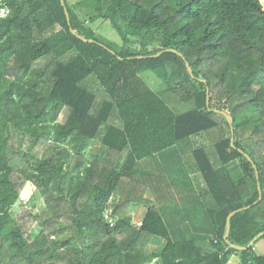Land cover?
Returning <instances> with one entry per match:
<instances>
[{
  "label": "trees",
  "instance_id": "trees-1",
  "mask_svg": "<svg viewBox=\"0 0 264 264\" xmlns=\"http://www.w3.org/2000/svg\"><path fill=\"white\" fill-rule=\"evenodd\" d=\"M63 1L6 0L1 11L0 264H228L234 255L264 264L255 250L264 235L245 250L224 240L229 215L248 206L231 219L229 241L248 247L264 232V0H94L120 49ZM215 110L233 118V132ZM167 150L202 179L212 239L174 242L145 197L139 162ZM238 160L243 176L228 190L220 171ZM27 185L45 205L38 222L10 214ZM138 206L140 226L127 216Z\"/></svg>",
  "mask_w": 264,
  "mask_h": 264
},
{
  "label": "rangeland",
  "instance_id": "rangeland-1",
  "mask_svg": "<svg viewBox=\"0 0 264 264\" xmlns=\"http://www.w3.org/2000/svg\"><path fill=\"white\" fill-rule=\"evenodd\" d=\"M68 2L71 4L73 11L79 16L82 24L85 27L93 30L99 39L106 43H111L117 49H120L124 45L123 39L115 30L110 20L104 17V15L107 14L106 7H103L101 11L97 10V5L94 0H68ZM1 6L2 8L0 9V17L5 18L1 16V11L4 7L8 8L9 11L6 0L1 1ZM8 15L9 12L7 16ZM117 22L123 29V31H125V23L120 18ZM132 39H134V42H139V39ZM156 46H159V44H157ZM131 48H133L134 52H137L139 50L136 45L131 46ZM151 49L152 47H150V50ZM143 79L155 91L159 92L163 89L162 85L157 82L150 74L144 75ZM65 115L66 112L63 113L60 122L65 121ZM52 141L53 140H50V145H52ZM194 141L196 145L206 143V140L203 137L195 138ZM99 150L100 146L98 144L95 143L94 145H92V147L87 152V160L92 161ZM167 156L168 157L164 161V165H160V162H156L153 166H148L147 168L142 167L140 172L136 173V175L138 174L140 181L144 180V176L149 177V182H151L149 187L152 188L157 197V202L155 201L154 204L162 208L166 223L168 221V215L170 214L169 210L171 209L178 211L179 213L181 212V215H183V211H189L191 209L199 210L198 208L200 207V205L195 200V196L198 195L200 197V194H202V190L204 189L203 181L198 183L196 180L195 185L193 181L190 180L189 171L191 169L184 166L182 160L180 159V156L177 153L169 151L167 153ZM242 163L243 160H238L237 162L230 164L228 173H226L224 170L220 171L222 181L228 190H230L231 181H237L243 176V170H241ZM201 184H203V187H201ZM149 194L150 193L147 189L145 197L147 195V198H151ZM119 202L120 197L114 196L110 201L108 210L106 211L105 215H108L110 216V218L114 219L115 216L113 215V210L115 209L116 204H118ZM44 207V202L40 197L38 191L32 186L27 185L21 194L20 200L13 206L10 214L14 218L23 215V219L25 221L33 218L35 222H38L43 215ZM146 210L147 209L143 206L131 208L129 211H127V216L131 218L134 225L140 226L146 214ZM33 229L36 234L41 231V227L38 224H36ZM155 243L156 245L163 244L162 241L159 240ZM263 248L264 240L259 242L257 250L256 247L255 250L259 255L263 256L264 254L260 253Z\"/></svg>",
  "mask_w": 264,
  "mask_h": 264
},
{
  "label": "crops",
  "instance_id": "crops-1",
  "mask_svg": "<svg viewBox=\"0 0 264 264\" xmlns=\"http://www.w3.org/2000/svg\"><path fill=\"white\" fill-rule=\"evenodd\" d=\"M169 151L170 150L158 153L150 159L140 161L139 166L147 168L148 166L149 167L153 166L154 163L156 162L157 163L160 162L161 163L160 165H164V161L167 159L168 157L167 153ZM189 178L191 181H193L195 185H196V180L198 183L202 181V179L199 178V175L196 174L195 171H192V170L189 171ZM158 180H161V179H158ZM201 187H203V184H201ZM148 192L150 193L149 195L151 197V198L148 197L149 200H151L153 203L155 201L157 202L156 194L152 190L151 187H148ZM146 198H147V195H146ZM195 200L200 205V207L198 206L199 210L191 209L189 211H183V215H181V212L179 213L178 211L171 209L169 210L170 214L168 215L167 223L163 216L164 223L170 233L171 239L174 242L192 240L197 237H205V236L210 237V239L213 238V235H212L213 228L211 226L210 219L207 217L205 209L201 205L198 195L195 196ZM258 245L259 243L256 245V250H257ZM260 253L264 254V248L260 251ZM228 264H242L240 256L234 255L230 259Z\"/></svg>",
  "mask_w": 264,
  "mask_h": 264
},
{
  "label": "water",
  "instance_id": "water-1",
  "mask_svg": "<svg viewBox=\"0 0 264 264\" xmlns=\"http://www.w3.org/2000/svg\"><path fill=\"white\" fill-rule=\"evenodd\" d=\"M62 5L65 6V3H64L63 0H62ZM66 14H67V17H68V19H69V15H68L67 12H66ZM71 31H72V33H73L74 35H76L77 37H79L81 40H83V41H85V42H88V41H90V42H94L93 40H88V39H86V38H84V37L78 35V33H77L75 30H71ZM167 51H168V52H176V51H174V50H167ZM162 54H163V52H160L159 54H157L156 56H153V57H159V56H161ZM138 58H139V59H143L144 57H138ZM187 68H188V71H189L190 75L193 77V70H192L191 66H190L188 63H187ZM215 112L218 113V114H221L222 116H224V117L228 120L229 125L231 126V131L233 132V131H234V129H233V123H234L233 118H232L229 114H227L226 112H222V111H219V110H215ZM231 145H232V147H234V140H233V139H232ZM240 152H241L242 154H244L245 157L249 158L247 154L243 153V151H240ZM258 186H259L258 189H259V193H260V196H259V201H260V200L262 199V192H261L260 184H259ZM257 203H258V202H256L255 205H256ZM251 207H252V206H248V207H244V208H242V209H239V210H237V211H234V212H232V213L229 215V217H228V219H227V226H226V233H225V236H224V240H225L226 243H227L230 247H232V248H235V249H238V250H245V249H248V248L252 247V246L257 242V240H258L260 237H262V236L264 235V232L261 233V234H259V235H258V236H257V237H256V238H255L250 244H249L248 247H238V246L232 244V243L229 241V235H230V231H231V219H232L233 216H235L237 213H240V212H243V211H245V210H248V209H250Z\"/></svg>",
  "mask_w": 264,
  "mask_h": 264
},
{
  "label": "built area",
  "instance_id": "built-area-1",
  "mask_svg": "<svg viewBox=\"0 0 264 264\" xmlns=\"http://www.w3.org/2000/svg\"><path fill=\"white\" fill-rule=\"evenodd\" d=\"M106 220L109 222L111 226H113L117 222V218L114 217V219L110 218V216L105 215Z\"/></svg>",
  "mask_w": 264,
  "mask_h": 264
}]
</instances>
